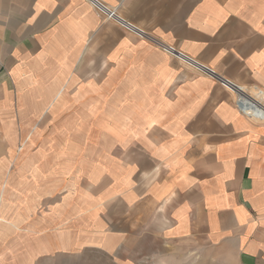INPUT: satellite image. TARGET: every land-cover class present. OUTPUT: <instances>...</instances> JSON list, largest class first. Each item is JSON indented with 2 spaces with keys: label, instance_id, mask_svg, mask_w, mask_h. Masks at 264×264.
Masks as SVG:
<instances>
[{
  "label": "crops",
  "instance_id": "obj_1",
  "mask_svg": "<svg viewBox=\"0 0 264 264\" xmlns=\"http://www.w3.org/2000/svg\"><path fill=\"white\" fill-rule=\"evenodd\" d=\"M99 1L147 36L104 20L89 0H0V264H37L53 239L66 246L70 224L83 235L85 215L99 233L101 207L114 255L264 264V123L160 48L264 105V0ZM100 106L101 177L100 156L79 153L84 114Z\"/></svg>",
  "mask_w": 264,
  "mask_h": 264
},
{
  "label": "rangeland",
  "instance_id": "obj_2",
  "mask_svg": "<svg viewBox=\"0 0 264 264\" xmlns=\"http://www.w3.org/2000/svg\"><path fill=\"white\" fill-rule=\"evenodd\" d=\"M106 107L100 106L98 107V112L84 114V120L87 124H85L86 131L83 132V137L81 143H84V153L85 160L89 159L91 155H99V163H100V177L105 174V170L107 169V155H108V147H107V125L109 123V114L105 111ZM18 115V114H17ZM20 119L27 121L30 119V115L19 113ZM27 124V122H25ZM29 138L27 136L26 140ZM21 148V145H20ZM68 150H75L74 147H71L70 143L68 145ZM91 166V164H86L85 167ZM86 172V171H85ZM91 172V171H90ZM90 179V178H89ZM95 182V181H94ZM92 184L91 181L83 180V187L87 188ZM21 187L26 188L27 185H21ZM56 192V191H55ZM58 193H54L52 195L51 202L54 203L57 199V202L50 205H57L58 203ZM26 195H22V199ZM71 200H68V205L70 207ZM12 211L5 212L6 215L11 214ZM38 216L40 214L43 215V211L37 213ZM27 216V214L25 213ZM100 229L99 233L92 234L91 232V216L89 218L84 217V233L80 235V231L76 230L75 225L70 224L68 227L67 233V244L63 242L59 243L58 239H53L51 241V249H46V252L43 253V259L38 260L37 264H157L156 261H152L151 263H146L144 259L136 256L132 257V253L129 251L127 254H124V251H117L114 255V252L108 250L109 238L107 233L106 224V216L107 209L104 207L100 208ZM50 217L52 221L58 219L59 216L57 211L53 210L50 212ZM82 220V221H83ZM75 221V220H74ZM93 222V221H92ZM77 231V233H75ZM90 232V234L88 233ZM11 239V238H10ZM9 239V241H10ZM63 239V238H62ZM83 239V240H82ZM8 241L3 244L7 245ZM47 245V243H46ZM11 246V244L9 245ZM113 246V245H112Z\"/></svg>",
  "mask_w": 264,
  "mask_h": 264
},
{
  "label": "built area",
  "instance_id": "obj_3",
  "mask_svg": "<svg viewBox=\"0 0 264 264\" xmlns=\"http://www.w3.org/2000/svg\"><path fill=\"white\" fill-rule=\"evenodd\" d=\"M94 10H96L104 20L113 22L125 32L135 35L139 38H145L147 35L145 32L140 29L135 24L125 20L122 18L118 13L116 8H111L105 3L99 0H89ZM160 48L177 58L182 63L194 67L196 70L202 73H207L211 76H214L220 82V85L225 88L226 90L234 93L235 95V103L238 109L245 115L249 116L247 110L252 109L253 114L257 120L264 123V105L261 101L256 100L250 96V94L246 93L241 87L237 86L233 82L222 79L216 74L207 68L197 64L193 59L189 58L188 56L182 54L181 52L176 51L172 46L161 45Z\"/></svg>",
  "mask_w": 264,
  "mask_h": 264
},
{
  "label": "bare ground",
  "instance_id": "obj_4",
  "mask_svg": "<svg viewBox=\"0 0 264 264\" xmlns=\"http://www.w3.org/2000/svg\"><path fill=\"white\" fill-rule=\"evenodd\" d=\"M247 113H248V115L252 116V114H253L254 112H253L252 109H249V110H247Z\"/></svg>",
  "mask_w": 264,
  "mask_h": 264
}]
</instances>
